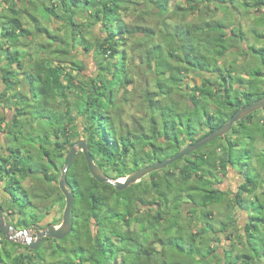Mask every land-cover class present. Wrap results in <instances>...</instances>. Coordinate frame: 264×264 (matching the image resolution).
Returning <instances> with one entry per match:
<instances>
[{
	"label": "trees",
	"instance_id": "1",
	"mask_svg": "<svg viewBox=\"0 0 264 264\" xmlns=\"http://www.w3.org/2000/svg\"><path fill=\"white\" fill-rule=\"evenodd\" d=\"M48 1L50 6L45 8V13L64 21L68 32L64 36L53 34L33 18L36 31L40 32L36 36L46 33L54 42L48 41L47 56L33 66L32 71L25 69L20 61L22 54L17 49L22 37L26 40L33 35L22 21L17 0L5 2L10 16L0 22V64H3L0 67V102L4 105L0 106V112L4 109L19 111L12 119L0 116V133L7 134L13 143L19 142L20 149L16 152L14 147L10 148L11 154L18 155L11 156L15 159L12 168L6 170L0 165V174L9 178L6 189L12 202H17L19 193L27 207V194L16 175L24 178L33 170L31 152L28 150L26 156L23 153L30 146L39 151L42 160L47 157V172L45 164L38 161L41 165L39 172L46 175L47 182L59 180L62 173L60 161L73 145L69 136L71 131L78 130L75 121L79 117L84 121L88 148L95 163L109 178L118 180L145 166L171 158L174 153L169 154V150L178 153L185 145L195 143L223 126L245 105L264 97V89L253 86L251 91H243L241 87L231 86L226 78L218 85L203 78L201 84L188 89L186 80L189 74L211 71L209 63L212 58L203 52L205 47L202 46L206 42L189 43L180 38V34L186 29L187 36L192 35L195 24L187 18L202 14L208 0H186L185 6L178 7L174 5L176 0ZM142 3L146 9H139ZM253 7H264V0H258ZM136 12L132 22H127L126 17ZM175 17L182 22L172 26ZM157 19L156 24L149 22ZM211 21L200 22V28L207 27L208 41L213 40L212 28L221 25L215 26ZM88 25L98 27L102 35L88 31ZM227 40L222 37L212 47L216 57L224 56L218 48L226 45ZM76 41L97 64L98 70L90 78L83 74L87 70L85 62L73 54ZM262 52L264 58L263 49ZM17 69L24 73V81L19 80ZM133 73L140 81L142 75L148 78L146 73H149L154 87L150 89L143 85V92H140L144 99L142 121L148 125L130 129L112 112L128 101V87L134 83ZM23 82L28 93L19 90L18 86H23ZM73 90L76 91L75 109L67 102ZM122 90V95H118ZM33 97L37 98L35 113L22 116L25 111L23 103L34 102ZM59 98L66 101L65 111L58 108L62 105ZM36 113L40 119L39 129H36ZM252 115L244 118L249 122L241 127L247 131V142L241 146L242 136L235 141L229 139L224 148L219 144L210 151H201L202 147L166 167L168 172L163 169L151 173L121 192L111 184L96 181L90 174L84 154L80 153L67 173L75 194L74 229L61 241L47 239L59 242L51 252L56 261L47 264H69L72 257L78 260V264H118V261L121 264L214 263L219 255L217 249L210 247L209 241L221 242V233L235 221L232 218L220 231H215L209 223L214 215L210 208L214 204H223L227 195L218 188L220 180L212 174L232 167H239L245 176L236 198L226 204L230 210L236 206L247 207L251 216L245 236L240 235L241 252L234 255L233 250L229 251L224 261L225 264H264V150L258 152L254 147L257 135L264 139V123L263 127L258 126L257 133H253L251 121L255 117ZM243 122L241 120L237 125L242 126ZM26 126L30 130L24 133ZM36 135L40 136V144L36 143ZM23 137H29L31 145H24ZM217 140L222 141L224 137ZM222 148L223 157L217 153ZM235 150H244L240 161L236 160L240 153L235 155ZM253 161L260 166L254 167ZM81 164L84 168L86 166L85 172L80 169ZM175 166H182L178 174L171 170ZM82 174L89 177L86 186L77 179ZM150 177L151 181H146ZM246 194L250 195L252 202L245 201ZM61 196L64 199L63 194ZM184 209L188 210L186 216ZM42 219L35 215V222ZM191 223L205 224L201 228L196 224L193 226L195 230H189ZM92 225L96 232H93ZM212 235L214 239L210 238ZM68 243L70 245L66 247ZM41 252L36 254L43 259ZM32 257L21 255L17 264H25L27 260L33 262ZM0 264H12V259L8 257L7 261L0 255Z\"/></svg>",
	"mask_w": 264,
	"mask_h": 264
},
{
	"label": "rangeland",
	"instance_id": "2",
	"mask_svg": "<svg viewBox=\"0 0 264 264\" xmlns=\"http://www.w3.org/2000/svg\"><path fill=\"white\" fill-rule=\"evenodd\" d=\"M7 0H0V22L4 21V17L7 15L10 16L9 9H7V4L5 3ZM258 0H208L206 2L207 4L204 6L203 13L198 14L196 16H189L187 18V21H190V23L194 22L195 28H192V35L187 36V31H183L180 34V38L187 39L189 43H192V41L195 44H198L200 41L206 42L203 49V52L207 54L209 58H212L210 60V69L211 71L207 70L208 72L206 74H200L196 72H191L189 74L188 79L186 80V83L188 85V89L191 90V88L195 84H201L203 78H207L213 83L221 84L224 83L223 78H226L229 84L233 87H241L243 91H251L253 86L260 87L261 89H264V58L262 56V49L264 50V7L262 8H256L253 7L254 4ZM145 2V0H143ZM145 3H142V5L139 6V9H146ZM183 4L186 5V0H176V4L174 3L175 7H178V5ZM17 10L21 12V18L24 24L27 28L32 30L33 35L32 37H28V39L25 40V37H22L21 43L17 46V49L20 50L22 56L20 61L25 66V69L27 71H32L33 66L40 63V60L44 58V56H47V47H48V41L54 42V40L49 37L46 33L41 34V36H36V34H40V32L36 31V25L33 23V18L38 19L39 23L44 26L45 28H48L49 31L53 34H57L60 36H64L68 32V28L66 26V23L64 21L59 20L55 16H50L45 13V8L50 6V2L48 0H17L16 2ZM133 9V7H131ZM137 15V12L132 15L131 17H126L127 22H132L133 17ZM172 26L176 24V22L181 23L179 17L172 18ZM201 20H212L211 24H214L215 26H218L219 23L221 24L219 27L212 28V36L213 40L208 41L207 39V27L206 25L203 28H200ZM82 22L81 20H79ZM157 20H151L150 23L156 24ZM171 21V19L169 20ZM92 25H88V31H95L99 36L102 34L100 33V29L98 27H91ZM206 35V37H205ZM87 37H90V34L87 35ZM204 37V38H203ZM222 37L227 38L226 45H221L218 50L220 52H224V56H215V53L213 51L214 44L217 43L218 39H221ZM1 40V38H0ZM44 48H41L43 47ZM75 52H73L74 56L76 55L79 60H82L87 65V70L83 72V74L90 78L94 73L98 70L97 64L95 63V59L91 54L84 53L83 50L80 48V44L78 41L74 43ZM201 47V48H202ZM256 50V52H255ZM183 51V50H182ZM218 53V54H219ZM26 54V59H24V55ZM46 59V57H45ZM137 64L139 63V60H136ZM56 64V63H55ZM70 64V63H68ZM3 64H0V67H2ZM19 72V80L24 81V73L21 72L19 69H17ZM143 68L141 69L142 73ZM135 71V70H134ZM133 71V72H134ZM148 78H143V75L141 77V81L139 79V76H136L134 73L131 74V78H134V83L129 85L128 90L130 91L128 101L126 103L121 104V106L116 107V111L112 112V115H117L123 123L124 126L129 127L130 129H135L138 126L148 125L146 121H142V118L144 117V109H143V98L140 97V92H143L142 86L144 85L149 87L150 89H153L154 84L151 82V76L149 73H146ZM145 75V74H144ZM1 76V74H0ZM204 76V77H203ZM26 80V79H25ZM23 86H18L19 90L21 89L23 93H28L27 86L25 85V82H23ZM216 88V87H215ZM217 89V88H216ZM4 91V89H2ZM76 91L73 90L72 93L69 95V102L72 109H75L77 107V102L74 97ZM123 90L119 91L118 95H122ZM28 96V95H27ZM234 96V95H232ZM142 98V99H141ZM19 99V98H18ZM17 99V100H18ZM244 101L245 99L242 98ZM34 102L30 103H23L25 104V107L23 110L24 115L22 116H30L31 114H34L36 111V105H37V98L33 97ZM59 101H61V106L58 107L61 111L66 110V101H62L61 98H59ZM0 106L2 103L0 102ZM7 107V106H6ZM12 107V105H10ZM264 111L260 110L256 113H254L252 116L254 118L251 126V131L253 133H257V128L263 127V121L264 118H260L259 120V114ZM19 111H10L8 109H4L2 112H0V116H7L9 119L13 118L14 113ZM115 115V116H116ZM34 116V115H33ZM35 118H37V126L36 129H39L40 126V119L39 116L36 113ZM243 125L238 126L235 125V128L228 133L224 140L219 141L217 140L213 144L209 143L201 151H207L212 150L213 147L221 144L224 147H227L229 139L232 141H235L240 138L241 141L239 146L247 142V139L245 137V134L247 133L246 129H243L241 127H244V124L248 122L247 119H243ZM83 119L77 118L75 121V125L78 126V130H73L70 132V139L73 141V144H75L78 140L85 139L86 140V132L83 127ZM249 123V122H248ZM4 126V125H3ZM24 133L29 132L30 128L26 126L24 128ZM34 129H32V132ZM1 132V131H0ZM7 134L0 133V144L4 146H8V151H10V148L14 147L13 149L18 152L19 149V142L13 143V142L7 137ZM10 136V135H9ZM257 140L254 143V147L257 149L258 152H262L264 150V139L260 137L259 135L256 136ZM11 138V136H10ZM36 139V143L40 144V136H34ZM63 136L61 137V140H63ZM29 137L25 138L23 137L21 141L24 145L29 146L31 142L28 141ZM224 144V145H223ZM189 144L185 145L188 146ZM223 148L221 151L218 150V155L220 154L221 157L224 156V150ZM28 150L31 152L32 155V161L30 163L31 168L33 169L31 174H28L26 177L22 178L21 176H18V179L22 182V187L25 188L27 191V199L31 203L27 207L25 206L24 199L22 198V194H17V202L16 205L13 204L12 201H5L4 202V208L7 210V212L11 215V220L14 219V215L11 214V211H16L17 218L19 219L20 216H26L31 217L32 215H39L41 213L44 214L45 218L41 222V226H48L49 224L58 225L62 222L63 219V212L66 205L65 198L62 199L61 192L59 189V182L61 180L62 173L59 175V180L55 183H49L47 182V177H43L42 173L39 172V169L41 168V165L38 163L40 160L41 163L45 164V171L47 172V157L45 159H41L39 155V151L36 150V148L30 146L27 150H24L23 153H28ZM5 151L2 150V146L0 145V155ZM235 155L239 154L240 156L237 157V161L241 160L242 154L244 150L237 151L235 150ZM68 150L64 152L65 157L61 159V171L64 168L65 165V159L67 156ZM169 154L174 153V156L177 154L174 152V150H169ZM246 153V151H245ZM169 157V156H167ZM173 157V156H172ZM255 158V157H254ZM264 158V157H263ZM170 159V158H169ZM256 160V159H254ZM251 164V162L249 163ZM258 163L253 161L252 165L254 167L257 166ZM259 165V164H258ZM83 165H80V169L82 172H85V168L82 167ZM260 166V165H259ZM182 166H175L171 170L173 172H176L177 174L180 172V169ZM168 168H165L163 172H168ZM239 167H235L232 169L230 168V171H217L213 172V176L215 179L220 180V183L218 184V188H220L222 191H224L227 195L225 198V201L223 204L216 205L212 208L214 215L212 218L211 225L214 226L215 231H220L221 229L225 228L227 223L229 221L233 220L235 221L234 224L229 225L228 228H226L224 233H221L222 241L219 243H216L214 240L209 241V245L213 249H217L219 258L217 261H215L212 264H225V254L229 253V251L233 250L234 255L238 254L242 250L241 246V236L246 234L248 223L250 221V213L247 207L244 206H236L234 209H231L227 206V202H232L234 198H236L237 192L240 188L242 178L245 176V173L240 172ZM52 172V171H51ZM89 172L87 171L86 174ZM86 174H82L83 176L77 177L78 181L81 182L84 186H86L89 183V177ZM161 177H165V174H161ZM114 180L113 178H110ZM146 181H151V177L147 178ZM2 184H4L3 181H0ZM71 185V183H70ZM61 193V194H60ZM46 196V199H43V196ZM184 198H186V194L184 195ZM245 201L249 203L252 202V198L250 195H245ZM152 200V198H150ZM187 200V199H186ZM15 207H14V206ZM227 206V207H226ZM33 208V209H31ZM184 215H187L188 210L184 209ZM32 214V215H31ZM20 215V216H19ZM15 221V220H14ZM26 223L28 224V219L26 220ZM190 223V222H189ZM203 223V222H202ZM202 223H196L199 228H201ZM192 224V223H191ZM189 225V230H195L193 226H196V224ZM20 225V224H18ZM18 227V226H17ZM93 232H96V228L94 225H92ZM210 238L214 239V235H212ZM244 239V238H243ZM23 239H20V242ZM71 243V240H69ZM246 241V239H245ZM2 242V240H0ZM59 242L56 241H47V243L43 244L41 248L38 250H34L35 253H33L34 260L31 262L30 260H27L25 264H47L50 262H54L56 259L51 252L54 248L58 246ZM16 245V243H15ZM14 245V246H15ZM70 244L66 245L68 247ZM235 246V248H233ZM20 250L26 254V247L22 244H19ZM11 249V248H10ZM26 250V251H25ZM43 250V252H41ZM40 251L43 254V259H40L36 252ZM3 252L0 249V255L3 256V259H6V255L4 256L2 254ZM56 261V260H55ZM78 260H74V257H72V260L69 261V264H78ZM118 264H121L120 261H118Z\"/></svg>",
	"mask_w": 264,
	"mask_h": 264
},
{
	"label": "water",
	"instance_id": "3",
	"mask_svg": "<svg viewBox=\"0 0 264 264\" xmlns=\"http://www.w3.org/2000/svg\"><path fill=\"white\" fill-rule=\"evenodd\" d=\"M260 110H264V97L252 104L245 105L243 108L236 111L223 126L218 128L217 130L208 133L204 137L200 138L197 142L191 143L188 146L184 147L170 159L158 161L151 165L145 166L129 174L127 177L118 180L110 179L105 174V172L99 168V166L95 163V159L92 153L89 151L87 140L81 139L79 142H77V144L71 147L70 152L66 157L64 168L62 169V176L59 182V188L65 196L66 205L61 225H49L47 229L42 232H39L37 234V239L34 240L31 237L27 236L26 232H15L14 227L8 222H6L4 217V210L0 206V231L2 232L3 237L7 242L18 241L24 237L25 243L29 245L31 250H37L39 245L41 244L42 239L45 237L61 241L72 234V211L75 205V194L73 192L72 186L68 182L67 173L73 166L78 151H81L84 154L90 174L96 181L101 184H111L117 191L121 192L126 190L130 186L139 183L144 177L150 175L151 173L161 171L169 165L182 160L187 155L206 146L207 144L219 138L225 137L228 133L232 131L235 124L243 120L245 117L254 114Z\"/></svg>",
	"mask_w": 264,
	"mask_h": 264
},
{
	"label": "flooded vegetation",
	"instance_id": "4",
	"mask_svg": "<svg viewBox=\"0 0 264 264\" xmlns=\"http://www.w3.org/2000/svg\"><path fill=\"white\" fill-rule=\"evenodd\" d=\"M3 111V110H2ZM80 140H78L77 142H79ZM77 142L75 144H77ZM75 144H73L72 146H74ZM2 146V150L5 151L4 153L2 154H5L2 156V158L0 159V165L3 166V168L5 167L6 170H9L10 168H12V166L14 165V160L12 159V157L14 156H18V155H15V154H11L9 151H8V146H4L2 144H0ZM71 146V147H72ZM71 149V148H70ZM70 149H68V153H67V156L70 152ZM82 153L81 151H78V154L77 156ZM27 154H24V156H26ZM31 155V153H30ZM28 155V156H30ZM12 156V157H11ZM32 156V155H31ZM66 156V157H67ZM76 156V157H77ZM76 159V158H75ZM32 160V158H31ZM2 168V169H3ZM46 173V172H45ZM49 174L50 171H48ZM30 174V173H29ZM18 174L16 175V177L18 178ZM42 176L43 177H46V175L44 173H42ZM0 181H3L4 184H2L0 182V206L2 207V209L4 210V217H5V220L6 222H8L9 224H11L13 227H14V230L15 232H19V231H22V232H26L27 233V236L31 237L32 239L36 240L37 239V234L39 232H42L44 231L45 229H47V227L51 224H49L48 226H41V222L43 221V219L45 218L44 214L41 213L39 214L38 216L42 217L43 219L40 221V222H35V215H32L31 217H26L25 215L24 216H20L19 219L17 218V213L16 211H11V214H13L15 217L13 220H11V215L7 212V210L4 208V202L5 201H12V196L10 195V193H8L7 191V187L9 186V178H7L6 176H3L0 174ZM69 182V181H68ZM70 184V183H69ZM21 185H22V182H21ZM72 186V185H71ZM23 190L26 192L27 190L25 188H23ZM60 190V188H59ZM29 191V190H28ZM27 191V192H28ZM26 192V193H27ZM61 192V191H60ZM62 193V192H61ZM63 194V193H62ZM64 196V195H63ZM25 197V196H24ZM65 198V196H64ZM43 199H46V196L44 195L43 196ZM13 204L16 205V202H13ZM31 203L29 201H27V206L30 205ZM14 206V205H13ZM31 206V205H30ZM15 207V206H14ZM33 209V208H31ZM64 213V212H63ZM72 216H73V213H72ZM28 219V224L26 223V220ZM73 219V229H74V218ZM15 220V221H14ZM62 223V222H61ZM58 224V225H55V226H60L61 225ZM14 224V225H13ZM20 224V225H18ZM24 224V225H22ZM18 226V227H17ZM23 240L20 242V240L18 241H13V242H9L10 244L9 245H6V240L4 239L3 237V234L2 232L0 231V240H2V242H0V249L1 251L3 252L2 254L5 256L6 255V260L8 261V257L12 259V264H17L18 263V260H19V257L21 255H31L33 256V253L34 250H31L29 245H27L25 243V238L23 237L22 238ZM47 239L49 238H43L42 241H41V244L39 245L38 249L42 247L43 244L47 243ZM16 243V245H15ZM19 244H22L26 247L27 251H26V254H23L24 251L22 252L19 248ZM15 245V246H14ZM11 248V249H10ZM37 249V250H38ZM10 255V256H9ZM34 258V257H32ZM32 261V260H31Z\"/></svg>",
	"mask_w": 264,
	"mask_h": 264
},
{
	"label": "crops",
	"instance_id": "5",
	"mask_svg": "<svg viewBox=\"0 0 264 264\" xmlns=\"http://www.w3.org/2000/svg\"><path fill=\"white\" fill-rule=\"evenodd\" d=\"M259 118H264V111H262L260 114H259V116H258ZM232 169V168H231ZM229 171H230V168H229Z\"/></svg>",
	"mask_w": 264,
	"mask_h": 264
},
{
	"label": "bare ground",
	"instance_id": "6",
	"mask_svg": "<svg viewBox=\"0 0 264 264\" xmlns=\"http://www.w3.org/2000/svg\"><path fill=\"white\" fill-rule=\"evenodd\" d=\"M123 181V180H122Z\"/></svg>",
	"mask_w": 264,
	"mask_h": 264
}]
</instances>
